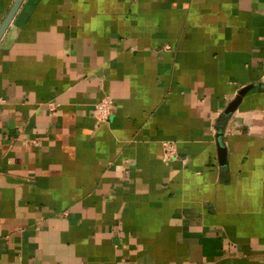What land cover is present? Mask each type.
<instances>
[{"label":"crops","instance_id":"0c3cea01","mask_svg":"<svg viewBox=\"0 0 264 264\" xmlns=\"http://www.w3.org/2000/svg\"><path fill=\"white\" fill-rule=\"evenodd\" d=\"M249 84L264 0H23L0 38V264H264V90L223 166L214 137Z\"/></svg>","mask_w":264,"mask_h":264},{"label":"water","instance_id":"95a60500","mask_svg":"<svg viewBox=\"0 0 264 264\" xmlns=\"http://www.w3.org/2000/svg\"><path fill=\"white\" fill-rule=\"evenodd\" d=\"M22 1L23 0H15L14 3L12 4L10 11L8 12L7 16L4 18L3 22L0 25V38L4 33V31L6 30L9 23L11 22L12 18L14 17ZM254 87L261 88L264 90V84H249L247 86H244L236 93L235 97L227 104V106L224 108V110L221 112V114L218 117L215 127L216 132L214 137L217 148L218 162L220 166H223L225 164V147L222 143L224 124L231 116V114L237 109L238 105L240 104L246 93L249 90L253 89Z\"/></svg>","mask_w":264,"mask_h":264},{"label":"built area","instance_id":"2783aa9c","mask_svg":"<svg viewBox=\"0 0 264 264\" xmlns=\"http://www.w3.org/2000/svg\"><path fill=\"white\" fill-rule=\"evenodd\" d=\"M114 108V103L111 98L107 96H103L97 102L93 104V118L95 119L96 123H102L106 121L108 115ZM162 147L164 150V157L175 158L176 157V150L172 143L170 142H163Z\"/></svg>","mask_w":264,"mask_h":264}]
</instances>
